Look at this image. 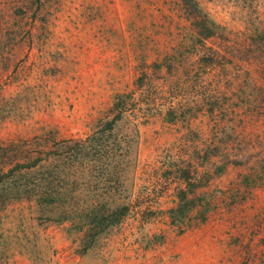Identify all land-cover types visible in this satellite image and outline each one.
I'll use <instances>...</instances> for the list:
<instances>
[{"label": "rangeland", "instance_id": "1", "mask_svg": "<svg viewBox=\"0 0 264 264\" xmlns=\"http://www.w3.org/2000/svg\"><path fill=\"white\" fill-rule=\"evenodd\" d=\"M91 134L113 148L72 195L128 213L92 235L21 168L0 264H264V0H0V172Z\"/></svg>", "mask_w": 264, "mask_h": 264}, {"label": "trees", "instance_id": "2", "mask_svg": "<svg viewBox=\"0 0 264 264\" xmlns=\"http://www.w3.org/2000/svg\"><path fill=\"white\" fill-rule=\"evenodd\" d=\"M113 109L116 113L112 119L107 121L108 129L105 128V130H108V132L114 129L122 117L123 107L121 106L120 97L116 99ZM112 146L109 143L104 144L103 139L94 134L88 135L85 139L73 137L61 139L55 142L53 148L46 154V157L35 156L32 161H27L26 165L18 164L14 168H10L8 172H0V186L6 182L9 183L10 175L14 174L15 171L26 168L32 171L30 172L31 177L27 181H14L15 184L8 185L14 187L18 193L22 191L29 192L26 196L34 197L38 203L51 207L63 206V217H70L74 210L76 211L80 207L81 213L94 218V222L91 225L88 223L87 226L90 231L97 228L98 231L96 230L92 235H98L109 226L116 224L126 215L129 211V205L125 203L111 207L106 201L88 202L87 204L79 203L75 201V197L72 195L69 181L74 173L77 172L76 166L84 162L81 167L84 170L88 169V163H92L96 169L99 167L103 168L102 164H105L103 158L107 156L109 150L113 148ZM107 170L110 173V164ZM183 179L187 189L181 190V199H179L178 206L172 209V212L175 213L178 210L192 206L189 203L188 192H192L189 190H193L194 187L190 183L189 178ZM64 180L65 182H63ZM2 187L7 188L5 186ZM7 193L10 192L7 191ZM17 197L15 195L13 198L16 199Z\"/></svg>", "mask_w": 264, "mask_h": 264}]
</instances>
